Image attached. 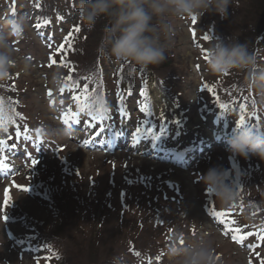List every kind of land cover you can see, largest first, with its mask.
I'll return each mask as SVG.
<instances>
[{"label":"rangeland","instance_id":"374dc122","mask_svg":"<svg viewBox=\"0 0 264 264\" xmlns=\"http://www.w3.org/2000/svg\"><path fill=\"white\" fill-rule=\"evenodd\" d=\"M72 14L66 23L56 24L58 34L39 33L30 0H0V22L10 16H24L28 21L23 36L12 42L17 61L27 59L32 65L28 73L12 67L6 78H0V141L7 142L0 146V262L44 264L40 259L45 248L30 240L39 225L54 250L66 255L63 264H93L110 250H116L126 264H172L165 251L177 236L181 246L206 236L215 248L217 264H262L264 161L233 156L227 141L241 115L264 132V102L257 94L256 100L248 95L251 88L244 71L211 74L206 51L212 40L247 42L264 62V29L260 34L255 30L264 22V0H233L225 19L205 13L195 20L174 21L178 34L164 63L147 69L132 63L122 69L117 64L116 76L130 78L132 87L107 73L105 85L113 91L110 102L83 92L72 94L74 101L68 102L62 93V82L72 69L64 65L69 60L66 50L62 56L56 52V42L61 40L56 37L69 31L70 22L75 23ZM102 35L98 22L83 44L81 39L75 40L76 49L70 52L82 60L78 59L79 71L89 69L83 56L97 61L99 49L93 42ZM84 46L87 50L82 54ZM110 60L111 65L116 63ZM53 76L58 78L56 84L51 83ZM117 82L122 89L114 91ZM142 82L143 87L147 84L142 90L144 101L134 95L124 107L127 87L140 89ZM119 89L122 96H117ZM143 102L148 106L142 111ZM113 103L121 113L114 106L110 116L105 114L114 116L106 125L86 126L83 113L103 112L105 105ZM69 108L80 112V119ZM204 145L209 148L202 152ZM213 166L227 172L238 194L245 187V193L231 206H222L202 183V175ZM51 186L53 194L48 200L44 190ZM120 186L132 201V209H127L122 221L119 207L123 203H118L117 196ZM6 190L11 199L5 207ZM214 211L226 215L217 217ZM137 215L146 222H136ZM85 219L84 225L94 233L87 240L80 232ZM230 228L246 237L242 243L234 242ZM124 237L138 239L142 248L149 241L145 249L155 250V260L138 261L134 255L124 254L131 244Z\"/></svg>","mask_w":264,"mask_h":264},{"label":"clouds","instance_id":"9594fccd","mask_svg":"<svg viewBox=\"0 0 264 264\" xmlns=\"http://www.w3.org/2000/svg\"><path fill=\"white\" fill-rule=\"evenodd\" d=\"M232 3L233 0H80V8L82 21L89 28L95 27L100 19L105 21L99 45L105 56L147 69L167 59L166 54L175 44L178 34L174 21L205 13L225 19ZM27 26L24 16H10L0 22V78H6L12 67H18L24 73L30 72L31 62L27 59L17 61L12 42L23 36ZM206 58L211 74L223 75L232 70L247 73L248 86L264 102V62L251 50L249 43L212 40ZM57 80L53 76L51 83L56 84ZM227 143L233 156L244 159L254 156L264 161V132L253 124L238 123ZM201 180L222 206H231L238 201L236 185L228 180L223 168H209ZM165 254L172 264H217L215 248L206 236L184 246L180 245L177 236Z\"/></svg>","mask_w":264,"mask_h":264},{"label":"trees","instance_id":"16d2710c","mask_svg":"<svg viewBox=\"0 0 264 264\" xmlns=\"http://www.w3.org/2000/svg\"><path fill=\"white\" fill-rule=\"evenodd\" d=\"M30 5H31V9L34 10V12L36 13L34 23H35L36 32H39V33H41L42 31H46V32H54L55 34H58L59 32L55 31L56 26H59V24H62V23L63 24L66 23L67 19L71 18L70 13L71 14L73 13L72 14L73 17L76 16V18L74 19L75 23L70 22L66 26L69 28V31L65 30L64 35H62V33H60L56 37V40L59 38L61 39V40H58L56 42V48H55V49H57L56 52L58 53L60 51L59 55L62 56V53L64 52V50H66L68 57H69L68 58L69 60H66L67 62L64 61V65H70V67L72 69V71H70L71 73L68 75V77L64 80V82H62V83H64L63 86L66 87V89L73 87L75 94H79V93L83 92L84 94H86L87 96H90V97H103V98L109 97L110 98L111 95H110L109 91H106L107 84L105 85V82L109 81V79L107 78V76H108L107 73H110V78H117L121 82V80H125V79L119 78L120 75L116 76L115 72L119 70V68H117L116 65L117 64L122 65V69H124V68L126 69L127 65H126V62H117V61L113 65L110 64L111 58L105 56L99 49L100 40L102 38L101 36H99V38L94 40V42H93V47L99 49V52H97V61L96 60L92 61L90 59V57L83 56L84 57L83 62L87 65L86 67L89 69H82L79 71L78 68H80V65H79L78 59H80V58L74 57L75 52L72 53V52H70V50H71V48L76 49V47L73 46L75 40L81 39L82 40L81 44H83V40L88 39L89 35L91 34V31L94 29V27L89 28L82 21V10L80 8V0H30ZM50 17H56V18H50ZM58 22H59V24L56 25ZM98 22H100L101 30L103 33L105 21L103 19H100L96 23H98ZM37 24H39L40 27H36ZM77 29H79V31H77ZM263 29H264V22L262 24H257V26L255 28V30L258 31L257 32L258 34H260ZM38 36L40 37L39 40L42 41L43 40L42 37L40 35H38ZM65 41H67V44L64 47ZM68 49H69V51H68ZM81 49L83 50V52H82V54H83L85 52V50H87V46L81 47ZM62 64H63V62H62ZM107 64L111 65V68H109L110 66L106 67ZM75 71H76V73H75ZM133 71H135V69ZM136 76H139V75H137V72H136ZM246 76H247V73H246ZM125 81H126L127 86L132 87V84L130 83V81L132 82V80H130V78H129V80H125ZM118 83L119 82H117V84ZM113 88L115 91L117 86L114 85ZM139 88L142 89V86ZM109 89H111V88L109 87ZM250 90L251 91L249 92L248 95L253 97L256 100L257 99L256 92H254L252 88ZM130 92L132 93L133 90H131ZM121 93L122 92L120 90L117 96L121 95ZM65 95L67 96L66 97L67 100L69 99L68 100L69 102L74 101L71 93H66ZM249 96H247V99L249 98ZM254 99H253V101H254ZM106 100H108V99H106ZM79 105H81V103H79ZM251 109H253V108H250V110ZM253 110H254V112H256L257 110H260V109H258V107H255ZM97 111H98V109H96L94 112L88 111V113L86 112V114H88L91 118L96 119L98 117H94V115H95L94 113H96ZM52 189H53V186H51V189L45 188V190H44L45 195H47L48 200L50 197L49 195L53 194ZM57 189H58L57 187H54L55 191ZM118 189H119L118 194H117L118 203L119 204L121 202L123 203L121 205V207H119L120 208L119 218H120V221H122L123 218H125V212H127V209H128V211L132 209V208H130V206H131L130 204L132 201L129 199V197H128V199H126L127 193L126 194L124 193V189L121 186ZM239 191H240L239 194L245 193V187L243 189L240 187ZM135 199L136 198H134L132 200L134 201ZM145 208L147 209L148 206H146ZM108 210L111 211V209H108ZM132 213L134 214V212H132ZM138 216L139 215H137V217ZM137 220L140 222H143V223L146 222V218H144L143 216L138 217L136 219V222H137ZM159 221H161V219ZM85 222H87V219H85V221L82 222L83 229L80 230V232L82 234H85L84 238L86 240L88 238L91 239L92 236L94 238V233H92L91 231H89L87 229L86 225H84ZM102 222H103V219H102ZM102 222H101V224H103ZM123 223H126L125 220L123 221ZM158 225H160V224H158ZM39 228H40L39 225H37V228L35 227V229L32 231L33 235H31L30 240H32V242L34 244L39 243L40 245H42L45 248V249H43L45 252L44 258H43L44 260L43 259H40V260L44 261V264H63L66 260V255L64 256L63 252H61V253L56 252L54 250L53 243H51V240L50 239L46 240L43 237V234L40 233ZM126 228L127 227H125V225H123L122 229L124 231L126 230ZM166 230H168L167 226H166V229L164 228V230H163L164 235H165ZM32 232H31V234H32ZM112 238L113 237H110L108 243L111 244L113 242ZM124 239L127 241L128 240L131 241L130 242L131 244H129L130 246L128 247V250H125L124 254L134 255L136 257V260H138V261L143 260V261L147 262V259H148V261L152 262L155 260V259L152 260V258H154L152 253L155 252V250H153L152 247L149 248L148 250L145 249V246H146V244H148L149 241H147L144 244H141V245H143V248H142L137 243L139 241L138 239H137V241H135L131 238L127 239V237H124ZM99 240H101V239H99ZM99 240H97L96 242H99ZM93 241H94V239H93ZM100 244H102L104 246L103 240ZM48 250H49V252H47ZM102 257H103L102 261L94 262L93 264H118L120 262H122V264H124L123 263L124 260L121 261L122 258L118 256V253L116 250H110L108 254H106L104 256L102 255ZM157 260L160 262L162 261V259H157ZM124 262L126 264V261H124Z\"/></svg>","mask_w":264,"mask_h":264},{"label":"snow or ice","instance_id":"6c2138e0","mask_svg":"<svg viewBox=\"0 0 264 264\" xmlns=\"http://www.w3.org/2000/svg\"><path fill=\"white\" fill-rule=\"evenodd\" d=\"M192 19L195 20V17H192ZM36 27H40V25L37 24ZM77 31H79V29H77ZM205 39H208V37L206 36ZM144 87L146 88L147 87V84H145ZM211 90L212 89H209V91H211ZM141 94L144 95L145 93L142 92ZM77 99H79V97ZM221 107H225V105H221ZM146 109H147V105H144V107L142 108V111L143 110H146ZM239 123L240 124H245L246 123L245 117L243 115L240 116ZM6 143H7L6 141H0V146L4 145ZM13 147H15V145H13ZM32 163L35 165L37 163V161L35 159H33L32 160ZM18 187H20V190H22V191H28L29 190V189L23 188L21 186H18ZM208 191L211 192V189H209ZM10 199H11V197H10L9 191L6 190L5 191V199H4V205H5V207L8 205ZM213 215H215L217 217H224L226 214L223 213V212H215L214 211L213 212ZM4 218H5V220L7 219L6 216ZM225 222H226L225 220H221V223H225ZM229 231L233 233L232 239L234 240V242L242 243L244 241V239L246 238V237H244L242 235H237L236 234L237 232L240 231L239 229H232V228H230ZM262 238H264V237H262ZM181 243H183V241H181ZM262 264H264V262H262Z\"/></svg>","mask_w":264,"mask_h":264}]
</instances>
